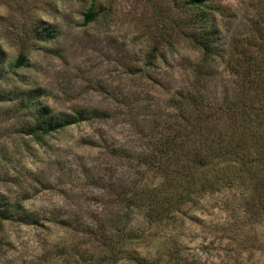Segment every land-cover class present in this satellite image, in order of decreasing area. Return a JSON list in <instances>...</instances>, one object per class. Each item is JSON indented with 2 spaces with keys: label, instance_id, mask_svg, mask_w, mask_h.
<instances>
[{
  "label": "rangeland",
  "instance_id": "1",
  "mask_svg": "<svg viewBox=\"0 0 264 264\" xmlns=\"http://www.w3.org/2000/svg\"><path fill=\"white\" fill-rule=\"evenodd\" d=\"M187 1L0 0V264H264V159L250 141L218 158L264 63V0ZM199 110L212 161L184 163L191 125L161 158Z\"/></svg>",
  "mask_w": 264,
  "mask_h": 264
},
{
  "label": "trees",
  "instance_id": "2",
  "mask_svg": "<svg viewBox=\"0 0 264 264\" xmlns=\"http://www.w3.org/2000/svg\"><path fill=\"white\" fill-rule=\"evenodd\" d=\"M209 1L211 0H188L186 4L190 9L194 7L199 9L206 6ZM94 17V12L89 11L88 13H86L87 21L93 20ZM261 34H264V32H261ZM197 43L199 44V46H201L204 55H209L212 53V47L209 44L203 42L202 40H198ZM261 53L264 54V51H261ZM22 58L23 57H21L20 59ZM20 61L21 60H19V62ZM262 72H264V63H259L255 64L253 69L247 70L242 74V83H240L241 87H239L238 91L241 100L239 99L237 102H235V104H232L231 112L227 110V112L230 113V116L228 118L230 124L229 132L232 139L233 137H235V139H233V143H227L229 144V146L226 147V150H219L218 153V158L222 157L224 161H229L231 159L230 155L226 156L225 158V155L230 152V147L236 149L235 151H233L235 155L233 156L234 158H232V160L239 159V154L242 156V159H244V154L240 153L237 148L239 146L246 145L248 141L252 143L255 149L256 158L248 161L247 163L258 164L257 162L260 159H264V138L262 140L259 139L261 134L257 130V128L260 126L264 129V120L260 119V121L256 122V124L252 122V124L246 125L247 120H250V116H252L253 118L255 114L259 115V112L264 113V106H261L264 105L262 103V101H264V73ZM194 117L195 121L193 123L190 122L191 118L187 117L185 119L187 120V123L185 125L178 126L179 132H175L173 134L169 133L166 135L165 142L169 143V147H166L164 150L161 149L162 152L160 155L161 158L165 157V160H169L170 158L178 159L180 156V149H182V136L185 134L188 135L187 129L189 125H191V127L194 126L196 129V139H199V146L196 149H199L200 152H196V160L194 158L185 159L184 163L188 164L190 170L195 166H197L198 168H202L203 166L207 167L206 164L212 161L210 159L206 160L208 156H211V154L205 149L208 148L209 150L211 148L210 146L216 140L217 136L213 123L215 120L212 118L214 117L213 115L210 116L203 110H199ZM189 130H191L190 127ZM209 140L211 141L210 143ZM200 148H203V150H200ZM186 152L188 153L189 151ZM259 168V166H253V168L251 166L250 171H252L253 169L252 174H255L258 172V170H260ZM253 190H255V195L252 200V205L260 207V210L264 209V177L261 178L257 176Z\"/></svg>",
  "mask_w": 264,
  "mask_h": 264
}]
</instances>
